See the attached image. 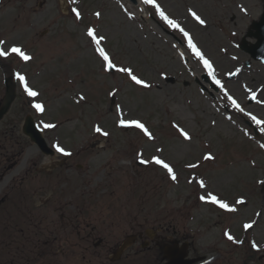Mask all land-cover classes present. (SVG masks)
<instances>
[{
	"label": "rangeland",
	"instance_id": "rangeland-1",
	"mask_svg": "<svg viewBox=\"0 0 264 264\" xmlns=\"http://www.w3.org/2000/svg\"><path fill=\"white\" fill-rule=\"evenodd\" d=\"M210 6L208 0L0 5L6 53L0 57L7 67H0V101L5 77L17 92L0 122V229L12 242L0 248V264H28L15 249H29L31 232L44 229L55 233L49 240L55 256L47 264H107L128 235L156 229L166 240L192 241L190 257L207 256L210 264H264V123L252 117L264 121V103L249 104L241 85L256 89L264 68L240 69L248 58L240 51L239 61L223 55L231 42L214 31ZM192 10L206 14L207 29L191 20ZM183 28L192 38L185 40ZM203 73L224 83L212 97L195 82ZM23 79L32 91L22 88ZM27 115L66 153L44 154L22 131ZM245 120L257 125L259 136ZM211 199L225 201L231 212H220ZM160 251L142 248L138 239L120 264H160Z\"/></svg>",
	"mask_w": 264,
	"mask_h": 264
},
{
	"label": "water",
	"instance_id": "water-1",
	"mask_svg": "<svg viewBox=\"0 0 264 264\" xmlns=\"http://www.w3.org/2000/svg\"><path fill=\"white\" fill-rule=\"evenodd\" d=\"M254 27L257 29L256 36L258 38V42L251 46H247V44H244L243 48L248 50L254 57L264 59V16L262 21L257 23ZM14 98L15 93L13 90H11V86L8 85V92L5 103L0 108V119H2L3 116L8 112ZM32 124V119L28 117L26 125L24 127V131L29 134L33 140H36L43 148H45V144L41 135L38 132L34 131ZM131 240V238L127 239L118 253H121L130 244ZM186 255L187 252L185 251V248H168L166 256L169 258V262L166 264H192L193 262H195V260L185 259Z\"/></svg>",
	"mask_w": 264,
	"mask_h": 264
},
{
	"label": "flooded vegetation",
	"instance_id": "flooded-vegetation-1",
	"mask_svg": "<svg viewBox=\"0 0 264 264\" xmlns=\"http://www.w3.org/2000/svg\"><path fill=\"white\" fill-rule=\"evenodd\" d=\"M244 14H247V13H245V11H244ZM257 17H259V13H258ZM238 19L243 20L242 15H240V17H238L236 14L232 13L230 20L233 21L235 24H237ZM141 234L142 233H139L140 237H143L142 236L143 234L142 235ZM49 237H50V235H49ZM175 240L176 239L168 240V242H174ZM164 241H165V239L161 236V232H155L154 234L148 236V238L144 239V243L147 244V246H149V247L151 246V244H154L155 246L160 247V248L164 247V245L166 243Z\"/></svg>",
	"mask_w": 264,
	"mask_h": 264
}]
</instances>
